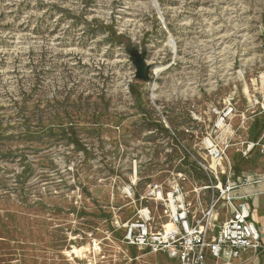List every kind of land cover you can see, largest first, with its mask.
<instances>
[{"label":"rangeland","instance_id":"1","mask_svg":"<svg viewBox=\"0 0 264 264\" xmlns=\"http://www.w3.org/2000/svg\"><path fill=\"white\" fill-rule=\"evenodd\" d=\"M263 34L264 0H0V264H172L125 244V189L209 201L192 191L212 176L207 136L225 144V101L222 171L264 177Z\"/></svg>","mask_w":264,"mask_h":264},{"label":"built area","instance_id":"2","mask_svg":"<svg viewBox=\"0 0 264 264\" xmlns=\"http://www.w3.org/2000/svg\"><path fill=\"white\" fill-rule=\"evenodd\" d=\"M235 112L232 102L225 101L223 110L216 114L215 134L229 124ZM205 140L214 142L206 149L214 168L209 170L212 174L209 184L194 189L192 194L200 198L201 191L211 192L209 201H202L196 208L188 201L190 194L179 183L167 191L163 184L152 183L142 194L128 186L124 195L136 206V215L122 226L126 245L150 253H165L175 264H207L209 259L216 264L231 263L245 253L264 251L262 234L252 220L249 196L243 193L244 189L264 182V177L254 182L245 178L234 180L231 167L227 172L221 166L229 148L227 141L220 146L211 135ZM259 146L260 142L247 144L244 157ZM219 170L227 176L225 181L219 178ZM218 204H221L219 211ZM160 211L166 223L157 226L154 217ZM223 216L225 220L220 223ZM167 225L171 228L167 229Z\"/></svg>","mask_w":264,"mask_h":264},{"label":"crops","instance_id":"3","mask_svg":"<svg viewBox=\"0 0 264 264\" xmlns=\"http://www.w3.org/2000/svg\"><path fill=\"white\" fill-rule=\"evenodd\" d=\"M243 193H247L248 196H249L248 204H249L250 209L252 211V218L254 217V220L257 221V223L260 225V227H258V225L255 223V221L253 219L252 220H253L254 224L256 225L257 229L261 232L262 238H263V242H264V227H263V224H264V186H258L257 188H254V189L253 188L244 189ZM128 247L130 249H136V250L140 251L141 254H145L146 256L163 255V256L168 258V256L165 253H150V252H147V251H141V250H139V249H137L135 247H130V246H128ZM258 253L248 252V253L243 254L242 257L239 260H234L231 263L226 262L224 264H240V263H242L243 260L244 261H247V260L249 261L250 257L253 256L254 254H257V256H258ZM260 253H261L260 260L262 259L261 263L264 264V251H262ZM209 260H212L214 262L213 259H209ZM169 261L172 262V264H175L170 259H169ZM250 263H251V261H250ZM250 263H248V264H250ZM214 264H216V263L214 262Z\"/></svg>","mask_w":264,"mask_h":264},{"label":"water","instance_id":"4","mask_svg":"<svg viewBox=\"0 0 264 264\" xmlns=\"http://www.w3.org/2000/svg\"><path fill=\"white\" fill-rule=\"evenodd\" d=\"M263 40H264V34H263ZM136 65H137V72L136 77L141 80H147L149 75V66L144 62V60L137 56L135 58Z\"/></svg>","mask_w":264,"mask_h":264},{"label":"bare ground","instance_id":"5","mask_svg":"<svg viewBox=\"0 0 264 264\" xmlns=\"http://www.w3.org/2000/svg\"><path fill=\"white\" fill-rule=\"evenodd\" d=\"M232 119V118H231ZM228 125V124H227ZM231 132L232 131V129H230V127H229V129H228V127L226 126L219 134L221 135V140H222V142H225V141H227L228 140V136H227V133L228 132ZM218 136V135H217ZM211 144H214V142H213V140H210V141H208V140H205V142H204V147H206V148H209L210 146H211ZM217 215V212H215L214 213V216H216ZM167 229H170L171 228V226L170 225H167V227H166ZM96 250V249H95ZM98 250V249H97ZM100 251V250H99ZM95 252H97V251H95ZM76 253L77 254H81V253H83V252H79V251H76ZM95 256V255H94ZM83 258V257H82Z\"/></svg>","mask_w":264,"mask_h":264},{"label":"trees","instance_id":"6","mask_svg":"<svg viewBox=\"0 0 264 264\" xmlns=\"http://www.w3.org/2000/svg\"><path fill=\"white\" fill-rule=\"evenodd\" d=\"M110 34H111V37H112V39H113L114 42L119 43V44H124V42H125V40H124L125 37H124L123 35H117V34H116V31L113 29V27L110 28ZM130 89H131V92H132L133 94H137V92H136V90H135L134 87H131ZM263 125H264V124H263Z\"/></svg>","mask_w":264,"mask_h":264}]
</instances>
